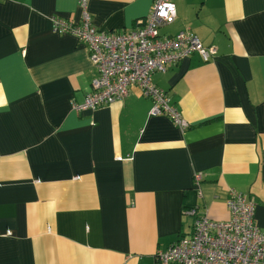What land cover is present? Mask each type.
I'll return each mask as SVG.
<instances>
[{
  "label": "crops",
  "instance_id": "1",
  "mask_svg": "<svg viewBox=\"0 0 264 264\" xmlns=\"http://www.w3.org/2000/svg\"><path fill=\"white\" fill-rule=\"evenodd\" d=\"M155 0H87L106 32L137 28ZM162 36L194 32L198 52L153 82L189 123L152 115L136 84L124 99L77 110L99 71L80 0H0V264H155L194 229V207L230 218L231 189L257 202L264 229V0H175ZM196 172L203 173L201 194Z\"/></svg>",
  "mask_w": 264,
  "mask_h": 264
},
{
  "label": "built area",
  "instance_id": "2",
  "mask_svg": "<svg viewBox=\"0 0 264 264\" xmlns=\"http://www.w3.org/2000/svg\"><path fill=\"white\" fill-rule=\"evenodd\" d=\"M82 20L52 16V29L71 33L88 44L91 60L99 71L94 90L83 103H74L77 110H95L124 99L129 87L140 86L145 96L153 100L152 115H167L181 128L189 123L171 105L166 90L152 80L155 72H166L171 64L198 52L208 61L217 53L205 46L190 29L174 36H162L160 28L177 17L175 0H155L153 10L143 24L122 32L98 29L87 10V0H80ZM195 184L201 194L203 173L196 172ZM230 218L218 220L197 207L188 212L194 215V229L174 242L168 249L159 250L155 264H264V229L256 221L257 202L252 196L231 189L226 201Z\"/></svg>",
  "mask_w": 264,
  "mask_h": 264
}]
</instances>
